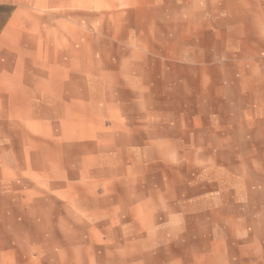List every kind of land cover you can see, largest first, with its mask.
Instances as JSON below:
<instances>
[{
	"label": "rangeland",
	"instance_id": "374dc122",
	"mask_svg": "<svg viewBox=\"0 0 264 264\" xmlns=\"http://www.w3.org/2000/svg\"><path fill=\"white\" fill-rule=\"evenodd\" d=\"M54 2L23 22L53 53L8 126L0 264H264V0Z\"/></svg>",
	"mask_w": 264,
	"mask_h": 264
},
{
	"label": "crops",
	"instance_id": "0c3cea01",
	"mask_svg": "<svg viewBox=\"0 0 264 264\" xmlns=\"http://www.w3.org/2000/svg\"><path fill=\"white\" fill-rule=\"evenodd\" d=\"M40 3L48 7L55 2L40 0ZM33 5L34 0H0V151H3L0 167L6 166V134L12 132L8 126H14V133H21L23 118L34 117V113H25L24 108H33L39 100L37 96L45 93L39 85L22 79L24 69L38 68L44 64L39 62L53 53L52 47L34 46V32L24 34L23 22L32 15L28 9ZM50 221L55 223L54 213Z\"/></svg>",
	"mask_w": 264,
	"mask_h": 264
},
{
	"label": "bare ground",
	"instance_id": "6f19581e",
	"mask_svg": "<svg viewBox=\"0 0 264 264\" xmlns=\"http://www.w3.org/2000/svg\"><path fill=\"white\" fill-rule=\"evenodd\" d=\"M84 154V153H83ZM85 155V154H84Z\"/></svg>",
	"mask_w": 264,
	"mask_h": 264
}]
</instances>
